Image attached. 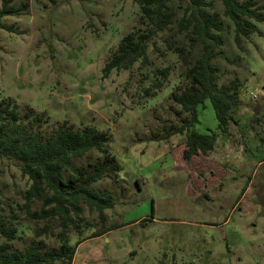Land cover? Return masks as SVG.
<instances>
[{
  "label": "rangeland",
  "instance_id": "374dc122",
  "mask_svg": "<svg viewBox=\"0 0 264 264\" xmlns=\"http://www.w3.org/2000/svg\"><path fill=\"white\" fill-rule=\"evenodd\" d=\"M6 1L15 12L5 15L6 27H0V98L43 114L48 133L63 123L107 131L122 166L115 178L95 184L111 191L115 206L105 210V221L86 209L95 227L82 234L87 239L78 245L73 264H264V23H259V33L237 43L221 1L209 0L227 26L215 60L219 82L237 79L241 104L234 108L236 122L228 124L226 133L219 130L209 99L199 107L193 129L218 136L214 151L193 157L189 170L181 161L185 134L153 138L160 123L175 119L163 101L170 86L138 103L145 102L138 98L141 84H149L143 81L145 73L176 64L170 84L179 80L182 63L165 43L173 31L158 37L161 51L149 49L150 66L139 61L104 77L110 54L126 34L141 27L135 0ZM179 2L174 0L177 10ZM178 11L177 19L183 13ZM97 156L93 151L75 164L86 165ZM212 161L224 169L219 172ZM29 186L13 161L0 159L3 212L15 211L20 222L35 227L17 206ZM111 226L120 227L89 237ZM25 236L18 246L31 241ZM77 238L72 231V245ZM46 240L50 248L56 245V240Z\"/></svg>",
  "mask_w": 264,
  "mask_h": 264
},
{
  "label": "trees",
  "instance_id": "16d2710c",
  "mask_svg": "<svg viewBox=\"0 0 264 264\" xmlns=\"http://www.w3.org/2000/svg\"><path fill=\"white\" fill-rule=\"evenodd\" d=\"M135 1L141 9V27L126 34L110 54L103 68L104 77L114 70L130 69L139 61L142 67L150 66L149 49L161 51L158 37L173 31L165 43L182 63L179 80L170 84L176 64L158 67L152 74L145 73L143 81L149 84H141L138 90V98H144L145 102L138 103H147L170 86L171 92L163 101L169 103L175 119L160 123L152 137L163 139L185 134L181 161L187 168L193 157L214 151L218 136V132L201 133L193 129L199 122L200 106L208 99L211 101L222 133L227 132L231 121L236 122L233 110L241 104L242 84L237 79L220 84L221 70L215 63L224 44L220 33L227 26L209 0H179L178 10H183L179 19L174 0ZM220 1L223 15L234 25L237 43L241 37L248 39L260 32L264 4L258 0ZM7 3L4 0L0 9V27H6L3 17L15 12V8H7ZM44 124L43 114H36L32 108L23 111L17 104L0 98V159L13 161L28 178L30 186L23 192L24 202L17 206L35 224L29 227L20 222L15 211L6 214L0 206V264H73L78 245L87 239L82 234L95 227L87 218L86 209L105 221V210L115 206L109 189L95 187L102 179L115 178L122 169L112 151L110 134L93 125L75 127L67 123L48 133L43 129ZM93 151L98 153L95 160L86 165L75 164L76 159ZM212 163L219 172L224 169L221 163ZM37 204L39 207L35 208ZM118 227L97 230L89 237H99ZM72 231L78 236L73 245ZM25 235L31 241L18 246ZM43 235L47 237L42 238ZM50 238L56 240L52 248L46 240Z\"/></svg>",
  "mask_w": 264,
  "mask_h": 264
},
{
  "label": "water",
  "instance_id": "95a60500",
  "mask_svg": "<svg viewBox=\"0 0 264 264\" xmlns=\"http://www.w3.org/2000/svg\"><path fill=\"white\" fill-rule=\"evenodd\" d=\"M259 111H260V106H259V105H257V107H256V109H255V112L258 114V113H259Z\"/></svg>",
  "mask_w": 264,
  "mask_h": 264
},
{
  "label": "built area",
  "instance_id": "2783aa9c",
  "mask_svg": "<svg viewBox=\"0 0 264 264\" xmlns=\"http://www.w3.org/2000/svg\"><path fill=\"white\" fill-rule=\"evenodd\" d=\"M252 96H253V97H257V95H256V94H253V93H252Z\"/></svg>",
  "mask_w": 264,
  "mask_h": 264
}]
</instances>
